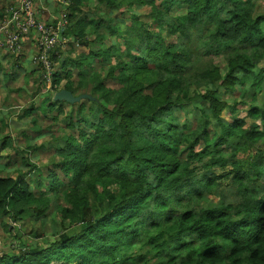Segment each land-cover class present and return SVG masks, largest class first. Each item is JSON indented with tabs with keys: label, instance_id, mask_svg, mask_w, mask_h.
I'll return each instance as SVG.
<instances>
[{
	"label": "trees",
	"instance_id": "obj_1",
	"mask_svg": "<svg viewBox=\"0 0 264 264\" xmlns=\"http://www.w3.org/2000/svg\"><path fill=\"white\" fill-rule=\"evenodd\" d=\"M96 1L51 57L48 90L89 96L44 111L51 170L0 175V264H264V0Z\"/></svg>",
	"mask_w": 264,
	"mask_h": 264
},
{
	"label": "crops",
	"instance_id": "obj_2",
	"mask_svg": "<svg viewBox=\"0 0 264 264\" xmlns=\"http://www.w3.org/2000/svg\"><path fill=\"white\" fill-rule=\"evenodd\" d=\"M17 1L18 0H0V12L8 5H15ZM34 1L37 17L44 20L46 23L55 24L62 11L61 4L57 0ZM91 1V3L89 2L85 7H83L84 12L82 11V17H84V19H89L88 17L92 15L91 10H93L95 5L94 3H97L96 0ZM69 12H71V9ZM92 17H94V14ZM102 30H104V27ZM67 33L70 35V32L66 28L64 30V34ZM36 36V32L31 31L23 37L22 50L19 55H13L4 47L0 48V90L3 91L5 96L2 99L3 102H5L4 105L0 104V107H3L2 111H0V142L2 137L6 135L11 137L13 145L17 146L15 149L8 146L3 147L1 154H12V152H17V150L20 148L19 143H16L17 139L13 137L12 130L16 131L18 135H21L22 140L28 139L24 147L37 145V147L32 148V150H49L47 146L50 144L44 142L46 141L45 139L47 138V133L43 132L39 128L43 125L41 121L44 118V114L39 108L41 104L48 106L51 101L54 100L53 97L57 91L53 92L50 89L48 90V87L46 90V88H44L41 84L43 71L40 66L35 64L33 61L34 56L38 52L36 46ZM68 38L70 39V42L64 44V46L60 48V51H63V54L66 56L68 54V50L69 53L74 50L75 57L81 53L80 51L82 48H79V45L73 43L75 38L74 36L70 35ZM10 94H13V102L21 101L22 103H26L21 112H18L17 114L12 113L13 111L11 109H14V106L8 102L10 101ZM49 96L52 98V100L49 98ZM6 112L12 113L13 116L17 118V120L15 119L14 121L10 118L6 119ZM7 120L10 121V123H7ZM8 126H11L12 129L8 128ZM28 130L31 131L29 132ZM33 133H35V135H33ZM38 139L39 144L35 143V141ZM41 139L44 140L42 141ZM48 159H46V162ZM13 160L17 162L16 159L12 158V155L5 158L4 162L0 166L6 165L7 172L2 171V174L10 175L11 173H14L15 168L18 169V166H22V161L17 166V163H15L16 165L13 164Z\"/></svg>",
	"mask_w": 264,
	"mask_h": 264
},
{
	"label": "built area",
	"instance_id": "obj_3",
	"mask_svg": "<svg viewBox=\"0 0 264 264\" xmlns=\"http://www.w3.org/2000/svg\"><path fill=\"white\" fill-rule=\"evenodd\" d=\"M57 1L62 11L55 24L46 23L37 17L34 0H18L15 5H8L0 12V48L4 47L13 55H19L23 37L31 31L36 32L38 52L33 61L42 69L47 87L53 70L52 54L59 53L58 46L67 41L62 34L68 24L72 0Z\"/></svg>",
	"mask_w": 264,
	"mask_h": 264
},
{
	"label": "rangeland",
	"instance_id": "obj_4",
	"mask_svg": "<svg viewBox=\"0 0 264 264\" xmlns=\"http://www.w3.org/2000/svg\"><path fill=\"white\" fill-rule=\"evenodd\" d=\"M149 10V7L145 6L143 8H141L139 10L140 13L142 14H146ZM128 17V14H124L123 15V18H127ZM66 42H70V40L67 39ZM76 45H78L76 43ZM64 44L60 45L58 48L60 49L61 47H63ZM216 62H218L216 60ZM262 66H264V63L262 64ZM116 83L115 81H109V85H112L114 86ZM4 93L2 90H0V104L1 105H4L5 102H3V98H4ZM9 99L10 101H8L10 104H13L14 106V109H11L13 112V114H17L18 112H21V110L23 109L24 105L26 103H22L21 101H15L13 102V94H10L9 95ZM38 105V103H37ZM2 108L3 107H0V111H2ZM40 111L44 114V111L47 109V106L45 104H41L40 105ZM69 109V108H68ZM242 109V110H241ZM243 109H245L244 107L243 108H240V111H243ZM12 113H9V112H6V119L10 118L11 120H14L15 119L17 120V118L15 116H13ZM226 115V113L224 114ZM15 117V118H14ZM42 122V126L39 127L40 130H42L43 132H46L47 133V138L45 139L46 141L44 142H49L48 140L52 141V145L53 147L49 150H41V149H37V150H32V148H28V147H24L25 143H27L28 139H24L22 140L21 138V135H18L16 131L12 130V134H13V137L16 140V143H19V149L17 150V152H12V158L13 159H16L17 162H15V160H13V164L17 163V166L20 164L21 162V159H23L25 157V155L28 157V159H31L30 161L35 165V168H37L35 171H34V174H37L38 172L41 173V175H45L47 172V170H51L47 165H46V159L48 158H51V154L54 150H56L57 147L59 146H56V140H58V138L60 137L59 135L62 134V131L59 129V125L58 123L56 122H53L51 119H48V118H43V120L41 121ZM7 123H10V121L7 120ZM40 124V122H39ZM8 128H11V126H8ZM29 132L31 130H28ZM33 135H35V133H33ZM59 136V137H57ZM57 137V138H56ZM42 141L44 139H41ZM32 142V141H30ZM35 143L39 144V139L35 141ZM47 144V143H46ZM50 144V143H49ZM23 152H26L25 154L22 153ZM10 159V158H9ZM5 160V159H4ZM4 160L0 161V165L4 162ZM11 163V162H9ZM16 165V164H15ZM193 165H196V163H193ZM2 168V170L0 171V175H4L2 174V171L4 172H7V168H6V165L5 166H0ZM19 167V166H18ZM33 168V169H35ZM54 168V167H53ZM31 167L29 165H26L24 166L23 168V171L26 172L28 170H30ZM32 169V171H33ZM32 171H31V175H32ZM19 172V171H17ZM16 172V173H17ZM11 174H14V173H11ZM10 174V175H11ZM29 177V175L25 176V178ZM215 199V197L213 198ZM52 209H50L48 212L50 215H52ZM51 219V218H50ZM5 224H10L11 227H20L21 224H18V223H15V221H13L11 218H8L5 217L4 215H1L0 214V253L2 251H7L9 249H11L10 247L15 245L16 241H15V237L13 236L14 235V232L13 231H10V232H7L3 227ZM44 227H46L45 229H51L52 227V224L51 223H47ZM49 235H51V233H49ZM13 251L16 249L13 248Z\"/></svg>",
	"mask_w": 264,
	"mask_h": 264
},
{
	"label": "water",
	"instance_id": "obj_5",
	"mask_svg": "<svg viewBox=\"0 0 264 264\" xmlns=\"http://www.w3.org/2000/svg\"><path fill=\"white\" fill-rule=\"evenodd\" d=\"M87 97H89V96L86 94L74 96L70 91L61 89L54 94L53 99L55 101L60 100V101H65L67 103H75V102H78L79 100H81L83 98H87Z\"/></svg>",
	"mask_w": 264,
	"mask_h": 264
}]
</instances>
